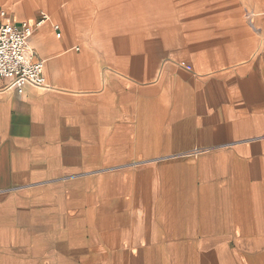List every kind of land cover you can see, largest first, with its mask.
<instances>
[{
  "label": "crops",
  "instance_id": "0c3cea01",
  "mask_svg": "<svg viewBox=\"0 0 264 264\" xmlns=\"http://www.w3.org/2000/svg\"><path fill=\"white\" fill-rule=\"evenodd\" d=\"M168 1L0 0V264H264V0Z\"/></svg>",
  "mask_w": 264,
  "mask_h": 264
},
{
  "label": "built area",
  "instance_id": "2783aa9c",
  "mask_svg": "<svg viewBox=\"0 0 264 264\" xmlns=\"http://www.w3.org/2000/svg\"><path fill=\"white\" fill-rule=\"evenodd\" d=\"M47 19V15L42 14V19L34 25L29 22L17 25L7 21V12L0 8V80L6 81L0 90L22 91L28 85H46L45 63L35 59L30 38Z\"/></svg>",
  "mask_w": 264,
  "mask_h": 264
},
{
  "label": "rangeland",
  "instance_id": "374dc122",
  "mask_svg": "<svg viewBox=\"0 0 264 264\" xmlns=\"http://www.w3.org/2000/svg\"><path fill=\"white\" fill-rule=\"evenodd\" d=\"M193 0H169V5H168V8L169 9H173V10H181V9H188V2H191ZM186 4V5H185ZM260 20L262 21V24L260 25V22H258V25L261 26V30L259 32H255L257 35H259V37L264 41V16H261L260 17ZM249 22H250V19L247 17H244V23L245 25L247 26V31L249 33H254L252 31V29L250 28L249 26ZM263 25V26H262Z\"/></svg>",
  "mask_w": 264,
  "mask_h": 264
}]
</instances>
